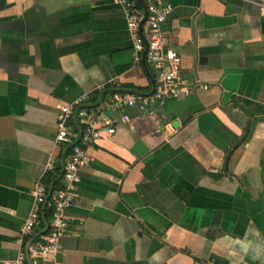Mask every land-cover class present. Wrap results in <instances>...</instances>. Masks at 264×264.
I'll return each mask as SVG.
<instances>
[{
    "label": "crops",
    "instance_id": "crops-1",
    "mask_svg": "<svg viewBox=\"0 0 264 264\" xmlns=\"http://www.w3.org/2000/svg\"><path fill=\"white\" fill-rule=\"evenodd\" d=\"M163 1L167 46L199 83L159 120L135 104L122 121L111 92L150 93L155 69L134 61L119 3L0 0V264L19 251L50 155L48 186L61 170L60 105L84 93L118 123L88 146L58 264H264V13L249 0Z\"/></svg>",
    "mask_w": 264,
    "mask_h": 264
},
{
    "label": "built area",
    "instance_id": "built-area-1",
    "mask_svg": "<svg viewBox=\"0 0 264 264\" xmlns=\"http://www.w3.org/2000/svg\"><path fill=\"white\" fill-rule=\"evenodd\" d=\"M115 1L124 11L133 59L138 62L144 58L146 63L155 69V82L153 90L142 95L114 90L107 104L123 111L120 117L122 121H129V115L124 109L135 104L146 108L149 115L159 120L162 117L160 107L166 99L188 94L191 87L199 83L198 78L190 80L180 73V54L176 49L167 46L169 30L164 23L172 10V5L163 0H143L144 7L141 10L137 0ZM249 1L255 2L264 13V0ZM144 11L146 14L140 29ZM86 99L87 95L84 93L73 101L60 105L55 140L70 143L78 137L79 131L72 129L69 124L74 113L83 119L80 137L70 147L65 158L59 186L53 187L50 191L48 184L41 178L34 182L29 212L17 238L19 251L14 259L7 260L4 264H37L40 258H48L51 264H58L55 258L58 240L67 232L68 227L65 210L72 205L76 197L80 167L91 160L88 146L100 135L102 129L107 133H113L118 123L117 118L100 115L99 111L90 113L88 108L81 104ZM58 160L55 154L50 155L46 170L56 172ZM43 215L47 219V228L39 233L43 227Z\"/></svg>",
    "mask_w": 264,
    "mask_h": 264
},
{
    "label": "water",
    "instance_id": "water-1",
    "mask_svg": "<svg viewBox=\"0 0 264 264\" xmlns=\"http://www.w3.org/2000/svg\"><path fill=\"white\" fill-rule=\"evenodd\" d=\"M145 14H146V12L144 11V17H143L142 20H141L140 29H141V26H142V22H143V20H144V18H145ZM142 59L144 60V58H142ZM153 88H154V87H153ZM78 131H79V135H78V137H77L74 141H72L71 143H69V144L66 146V148L64 149V151H63V153H62V155H61V158H60V166H61V170H60V172L58 173V175L56 176L55 180L59 179V178L61 177L62 172H63V166H64V163H65V159H64V154H65V152H66V151H67V150H68V149H69L74 143H76V142L78 141L79 137H80V132H81V127H80V126H79V128H78ZM55 180L52 181V182L50 183V185H49V190H50V191H51L52 188H53V185H54ZM46 228H47V219H46V217L43 215V227L39 230V233H40V232H43Z\"/></svg>",
    "mask_w": 264,
    "mask_h": 264
},
{
    "label": "trees",
    "instance_id": "trees-1",
    "mask_svg": "<svg viewBox=\"0 0 264 264\" xmlns=\"http://www.w3.org/2000/svg\"><path fill=\"white\" fill-rule=\"evenodd\" d=\"M55 175H56V174L53 173V172H52V173L48 172V173L45 175V177H44L45 182L48 184L51 180L54 179ZM59 184H60L59 181L55 182V186H54V187L59 186ZM47 212H48V211H46V214H47Z\"/></svg>",
    "mask_w": 264,
    "mask_h": 264
}]
</instances>
